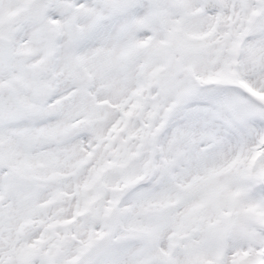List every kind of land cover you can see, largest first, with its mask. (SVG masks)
Here are the masks:
<instances>
[{
    "label": "snow or ice",
    "instance_id": "6c2138e0",
    "mask_svg": "<svg viewBox=\"0 0 264 264\" xmlns=\"http://www.w3.org/2000/svg\"><path fill=\"white\" fill-rule=\"evenodd\" d=\"M0 264H264V0H0Z\"/></svg>",
    "mask_w": 264,
    "mask_h": 264
}]
</instances>
